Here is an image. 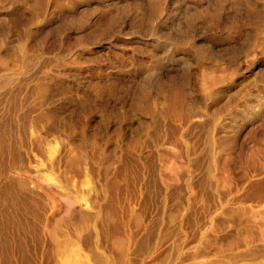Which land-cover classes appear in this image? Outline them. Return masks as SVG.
I'll use <instances>...</instances> for the list:
<instances>
[{
  "label": "rangeland",
  "instance_id": "1",
  "mask_svg": "<svg viewBox=\"0 0 264 264\" xmlns=\"http://www.w3.org/2000/svg\"><path fill=\"white\" fill-rule=\"evenodd\" d=\"M71 260L264 264V0H0V264Z\"/></svg>",
  "mask_w": 264,
  "mask_h": 264
},
{
  "label": "bare ground",
  "instance_id": "2",
  "mask_svg": "<svg viewBox=\"0 0 264 264\" xmlns=\"http://www.w3.org/2000/svg\"><path fill=\"white\" fill-rule=\"evenodd\" d=\"M85 14V16H83V17H78L77 19H78V21L79 22H83V21H86V20H88L89 19V17H88V14L87 13H84ZM175 62H168V69H167V71L170 69V70H175L177 67L176 66H174L175 64H174ZM4 133L6 134V133H8V129L7 128H5L4 129ZM65 264H75L74 263V261L73 260H71V261H68V262H66Z\"/></svg>",
  "mask_w": 264,
  "mask_h": 264
}]
</instances>
